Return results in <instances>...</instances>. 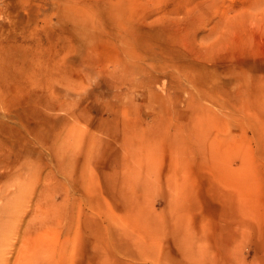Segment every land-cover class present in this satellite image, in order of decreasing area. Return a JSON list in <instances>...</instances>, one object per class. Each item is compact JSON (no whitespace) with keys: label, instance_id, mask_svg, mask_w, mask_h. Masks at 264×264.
I'll use <instances>...</instances> for the list:
<instances>
[{"label":"rangeland","instance_id":"1","mask_svg":"<svg viewBox=\"0 0 264 264\" xmlns=\"http://www.w3.org/2000/svg\"><path fill=\"white\" fill-rule=\"evenodd\" d=\"M0 264H264V0H0Z\"/></svg>","mask_w":264,"mask_h":264}]
</instances>
